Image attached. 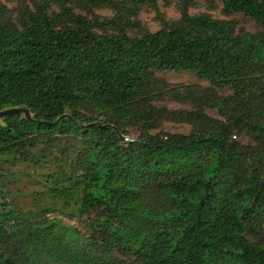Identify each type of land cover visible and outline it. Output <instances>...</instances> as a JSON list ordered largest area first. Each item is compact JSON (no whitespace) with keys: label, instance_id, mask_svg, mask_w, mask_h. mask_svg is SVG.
<instances>
[{"label":"trees","instance_id":"16d2710c","mask_svg":"<svg viewBox=\"0 0 264 264\" xmlns=\"http://www.w3.org/2000/svg\"><path fill=\"white\" fill-rule=\"evenodd\" d=\"M213 1L223 19L211 3L192 14L194 0H17L15 16L0 4V110L35 121H0V264H264V0ZM164 122L189 132H156ZM16 161L53 167L52 205L9 206L1 166Z\"/></svg>","mask_w":264,"mask_h":264},{"label":"rangeland","instance_id":"374dc122","mask_svg":"<svg viewBox=\"0 0 264 264\" xmlns=\"http://www.w3.org/2000/svg\"><path fill=\"white\" fill-rule=\"evenodd\" d=\"M197 4L196 7L191 8V13H197L198 11H208V5L211 3L215 6L214 10H209L212 12L213 16L218 19H223V16L220 14L221 6L219 3L213 0H194ZM0 4L4 5L6 8L12 11L13 16H15L14 9L17 5V0H0ZM161 5V4H160ZM161 10L164 13L165 17L169 20H175L178 18V12L174 5L170 7H162ZM97 14L102 17H110L111 12L107 9L97 10ZM242 21V27L246 30L254 31L255 27L252 23L247 22L245 19L239 18ZM140 23L149 31L155 32L158 29V24L154 19V13L150 9L143 10L139 15ZM158 77L165 79L171 84H183V85H199L202 87L208 86V83L196 78L193 75L188 73H157ZM220 94L227 95L229 92L227 90H220ZM158 106H166L169 109H190L192 107L188 105H180L171 101H165L163 103H157ZM205 112L213 117L219 118L216 111L213 109H206ZM163 131L165 133L171 134H187L189 132V127L184 124H175L164 122L160 128L156 131ZM155 133V132H154ZM136 129L130 130L129 139H134L138 135ZM242 143H248L250 140L247 137H242L239 139ZM30 164V165H28ZM1 167L5 168L4 170L8 173L6 177L2 180V185L6 189L5 197L8 200V204L11 208L20 210L34 209L35 205H40L48 207L51 203L50 199L42 196L43 191H46L45 183L41 181L46 173H51L53 167L51 165L47 167H33L29 163H21L16 161L13 166L9 164H4ZM1 202V199H0ZM58 207H63L61 204L56 203ZM65 212H68V209H64ZM56 217L62 221L64 224L72 225L77 227L81 232H84V229L80 226L79 223L85 222V220H78L76 217H69L68 214L55 213L49 216Z\"/></svg>","mask_w":264,"mask_h":264},{"label":"water","instance_id":"95a60500","mask_svg":"<svg viewBox=\"0 0 264 264\" xmlns=\"http://www.w3.org/2000/svg\"><path fill=\"white\" fill-rule=\"evenodd\" d=\"M12 114H22L26 120L31 121V122H35L32 119V116L29 113V111L23 107H12V108H6V109L0 110V121H2L5 118V116L12 115ZM63 118L69 119V116L63 115V116L57 118L53 123H48V122H37V123L42 124V125H48V124L56 125ZM94 124H98V123H94ZM79 126L82 128L86 127L85 125H79ZM119 137H120L121 141H127L128 140L127 138L122 137L121 135H119Z\"/></svg>","mask_w":264,"mask_h":264}]
</instances>
